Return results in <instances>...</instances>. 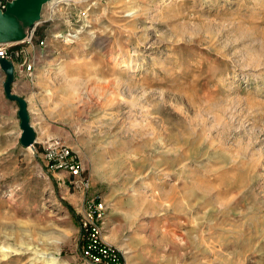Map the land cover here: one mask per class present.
Here are the masks:
<instances>
[{"label":"rangeland","instance_id":"1","mask_svg":"<svg viewBox=\"0 0 264 264\" xmlns=\"http://www.w3.org/2000/svg\"><path fill=\"white\" fill-rule=\"evenodd\" d=\"M29 30L34 148L0 66V264H264V0H50Z\"/></svg>","mask_w":264,"mask_h":264},{"label":"water","instance_id":"2","mask_svg":"<svg viewBox=\"0 0 264 264\" xmlns=\"http://www.w3.org/2000/svg\"><path fill=\"white\" fill-rule=\"evenodd\" d=\"M46 0H17L9 3L7 10L1 13L0 10V44L19 43L22 41L39 18L42 4ZM0 66L6 75L3 82L4 92L8 99L18 104V117L20 119L21 136L20 142L24 147L37 143V132L32 124L29 112L28 101L25 97L13 90L16 79L14 62L4 56H0Z\"/></svg>","mask_w":264,"mask_h":264},{"label":"built area","instance_id":"3","mask_svg":"<svg viewBox=\"0 0 264 264\" xmlns=\"http://www.w3.org/2000/svg\"><path fill=\"white\" fill-rule=\"evenodd\" d=\"M11 0H0V7L2 11H6L8 4L11 3ZM35 40V31L28 30L26 37L19 43H12L9 46L6 47V49L1 50L0 56L7 57L11 59L14 62V66L16 69V72L20 76H24L25 78H33L35 76V63L34 61L27 55L26 50L22 47L18 51H11L10 47L17 46V45H24V44H33ZM40 44L42 46L46 45L45 40H41ZM26 54V55H25ZM14 59L17 60V62L14 61ZM58 141L52 140L49 143V147L53 146L57 148L59 145ZM58 145V146H57ZM54 148V149H55ZM53 150V149H52ZM69 154L68 150L65 153V156ZM50 156V160H53L55 158L54 153H52ZM61 160V167H64L67 171L70 172L71 177H73L74 183L77 181H81L86 188L90 187L89 180L87 178H83L82 176V170L80 169L78 163L75 161L69 160L68 157H65L64 160ZM91 208L93 209V212L96 213L98 217H101L103 214L104 204L101 200L100 194H95L92 199ZM86 227L83 228L85 232V241L89 245V248L92 250V252H96L101 258L108 257V250L105 245L100 243L98 241V234L99 231L95 226L92 225H85Z\"/></svg>","mask_w":264,"mask_h":264},{"label":"bare ground","instance_id":"4","mask_svg":"<svg viewBox=\"0 0 264 264\" xmlns=\"http://www.w3.org/2000/svg\"><path fill=\"white\" fill-rule=\"evenodd\" d=\"M15 1H17V0H14L13 2H12V4L15 2ZM47 2L48 1H50V0H46ZM1 10V9H0ZM1 13H4V11H2L1 10ZM39 15H40V13H39ZM21 42V41H20ZM10 44H12V43H5V44H0V52H1V50H4V49H6V47L7 46H9ZM2 46V47H1ZM1 54V53H0ZM7 58V57H6ZM9 59V58H8ZM31 148H33L32 146H30ZM30 147H28V148H30Z\"/></svg>","mask_w":264,"mask_h":264},{"label":"trees","instance_id":"5","mask_svg":"<svg viewBox=\"0 0 264 264\" xmlns=\"http://www.w3.org/2000/svg\"><path fill=\"white\" fill-rule=\"evenodd\" d=\"M84 230V229H83Z\"/></svg>","mask_w":264,"mask_h":264}]
</instances>
